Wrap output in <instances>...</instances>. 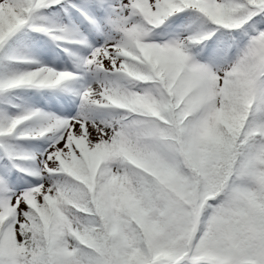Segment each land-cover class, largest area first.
<instances>
[{"label":"snow or ice","instance_id":"obj_1","mask_svg":"<svg viewBox=\"0 0 264 264\" xmlns=\"http://www.w3.org/2000/svg\"><path fill=\"white\" fill-rule=\"evenodd\" d=\"M0 264H264V0H0Z\"/></svg>","mask_w":264,"mask_h":264}]
</instances>
